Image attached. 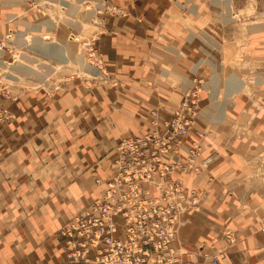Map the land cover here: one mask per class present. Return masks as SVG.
<instances>
[{
	"label": "rangeland",
	"instance_id": "rangeland-1",
	"mask_svg": "<svg viewBox=\"0 0 264 264\" xmlns=\"http://www.w3.org/2000/svg\"><path fill=\"white\" fill-rule=\"evenodd\" d=\"M179 1L0 0V108L7 115L0 131L6 133L8 129L15 132L22 130V133L26 132L31 139H38L36 144L41 150H53L59 145L61 149L69 146L72 134L73 155L76 149L84 150L83 154H80L83 162L73 163V166L81 169L87 167L91 160L85 148L91 144L89 138L92 137L95 146L101 147L104 143L106 145L104 154L102 153L101 158L95 162L98 168L111 161L112 156L106 153L124 138L118 131L123 130L122 119L131 121L127 134L135 135L134 119L147 114L152 125L145 133L156 130L162 133L166 131L164 123L161 121L162 127H156V119L170 120L177 117L179 108L187 99H191L182 97L180 104L168 112L161 107L150 110L146 100L153 98L157 100V105H161L171 99L173 92L162 85L168 82L166 77L161 76L163 66L168 67L165 56L176 55L168 50L172 47H179L182 51V47L176 46V43L185 39L188 30L197 34L205 30L221 45L215 47L211 41L195 38L188 43L189 49L185 48L184 53H198L201 57L203 53L200 50L204 48L215 56L221 65L227 63L228 72L243 68L256 70L264 65L260 58L264 50V0ZM156 7L157 12L154 9ZM193 7H196L194 14ZM226 7L231 8V19H225V13L228 11ZM67 8H71V18L67 15ZM67 18L70 19L67 21L71 26L66 23ZM50 19L56 23L53 31L31 29L32 26ZM24 22L29 24L24 27ZM121 22L127 26L122 42L127 48L129 68H120L119 71L114 66L116 62H112L113 58L105 53L110 51L113 56L118 53L119 40L116 38L120 36L118 31ZM20 29L26 30L24 43L17 40V32ZM38 37L63 46L67 49V56L58 58L41 52L39 48L31 45L33 39ZM184 53H178V60ZM249 54H258L255 59L257 62H248ZM234 55L242 58L234 60ZM200 57L195 56L194 62L197 63ZM135 59L138 61L136 64ZM16 64L29 66L33 72L27 75L12 71ZM87 67L91 69L87 70ZM206 70L208 77L209 69ZM11 74L16 75L17 79L11 80V77L7 76ZM192 75L196 79L194 74ZM222 76L226 77L224 73ZM180 84L173 89L180 91ZM152 91L156 93L155 96ZM206 93L208 92H204L202 96ZM223 97L222 93L218 101ZM195 100L197 98L192 97V101ZM175 111L177 112L174 113ZM162 112L164 114H161ZM186 113L187 117H192L189 110H186ZM68 117H72L73 126L69 125ZM192 130L193 127L190 131ZM12 142L13 140L10 143ZM30 156L34 158L32 152ZM29 175L32 179L33 175ZM52 176L54 177V172ZM76 176L78 177L73 174V181ZM107 177L108 175L99 176V179L104 181ZM95 186L97 194L94 198L100 195L98 188H101L97 181ZM85 207L80 208L81 210L74 213L68 221ZM263 219L264 216L259 222V233ZM18 224L19 222L16 223ZM64 226L60 227L57 236L65 255V264H77L68 259L65 240L61 235ZM230 231L227 230L225 247L212 250L214 248L210 245L205 254L218 255L223 261L230 249L228 247L235 243ZM260 235L263 237L261 233Z\"/></svg>",
	"mask_w": 264,
	"mask_h": 264
},
{
	"label": "crops",
	"instance_id": "crops-1",
	"mask_svg": "<svg viewBox=\"0 0 264 264\" xmlns=\"http://www.w3.org/2000/svg\"><path fill=\"white\" fill-rule=\"evenodd\" d=\"M179 2L182 3L181 0ZM71 8L66 11L69 18L72 17L69 13ZM154 9L157 12V7ZM192 9L194 14L196 7ZM227 9L225 19H231V8L226 7ZM69 18L65 21L71 26L67 21ZM27 24L29 23L24 22V27ZM119 26L122 32L118 31L120 36L116 38L119 40L118 53L113 56L107 51L105 54L113 58L112 62H116L114 66L120 71V68H129V58L122 42L127 26L122 22ZM55 27L56 23L50 19L31 29L53 31ZM17 34V40L24 43L26 30L20 29ZM195 38L211 41L215 47L221 45L205 30L200 34L188 30L185 39H181L185 44L176 43V46L182 47V51L179 47L166 48L177 55L165 56L168 67L163 66L161 75L168 81L162 84L163 87L173 92L171 99L166 104L157 105V100L146 98L150 110L161 107L167 112L174 110L186 94L197 98L195 103L198 117L193 130L185 134L177 153H172L169 160L176 162L184 159L185 147L191 148L195 143L201 144L203 158L211 159L208 168L204 170L206 173L203 171L199 177L185 174L184 182L199 190L200 200L196 209L189 210L182 217L183 224L177 244L186 253L188 261L210 264L209 258L214 255L205 254L207 249L210 245L214 248L212 250L225 247L227 230L230 229L235 243L228 247L230 249L222 263L264 264V240L258 231L260 219L264 216V65L256 70L243 68L228 72L227 63L221 65L204 48H198L203 53L201 57L198 53H184L185 48L189 49L188 43ZM34 39L36 44H53L41 37ZM65 51L67 56V49ZM180 52L184 54L178 60ZM257 55L249 54L247 61L253 64ZM195 56L200 57L197 63L194 62ZM238 58L242 57L233 56L234 60H239ZM260 58L264 64V50ZM136 62L138 61L135 59V64ZM18 65L12 71H20L16 69ZM206 68L209 69L208 77ZM20 72L29 75L33 70ZM223 73L226 77L222 76ZM7 76L11 80L17 79L14 74ZM177 84L181 85L180 91L173 89ZM204 92H208L209 96L208 93L202 96ZM153 93L155 96L156 93ZM222 93L224 97L218 101ZM68 119L69 125L73 126L72 117ZM166 120L157 119L156 127H162L161 121L164 123ZM122 122L123 130L118 131L124 138L147 134L145 132L152 125L148 115L142 114L141 118L134 119L135 135H130L127 134V129L131 121L122 119ZM36 141L38 139H31L22 130L15 132L8 129L6 133L0 131V264H65L58 230L69 222L74 213L90 205L97 194L96 179L112 175L116 147L106 153L112 156L111 163L104 164L103 159L102 167L96 168L95 162L104 154L106 145L104 143L97 147L93 138H89L91 144L85 150L91 160L87 167L81 169L73 166V163L83 162L80 154L84 150L76 149L73 155L72 134L69 146L62 149L59 145L53 150H41ZM31 152L34 158H31ZM29 174L33 175L32 179ZM73 174L78 175L75 181ZM98 189L101 193V188Z\"/></svg>",
	"mask_w": 264,
	"mask_h": 264
},
{
	"label": "built area",
	"instance_id": "built-area-1",
	"mask_svg": "<svg viewBox=\"0 0 264 264\" xmlns=\"http://www.w3.org/2000/svg\"><path fill=\"white\" fill-rule=\"evenodd\" d=\"M187 101L177 117L165 122V132L156 130L119 141L112 175L96 180L100 195L61 231L71 262L194 264L177 244L182 217L199 206V190L186 186L184 177L189 172L199 177L211 159H204L201 144L195 143L192 149L185 147L184 159L169 160L190 123L186 110L196 115ZM6 118L0 108V126ZM197 161L200 166L194 167ZM260 233L264 237V219ZM210 264H222L220 257L214 255Z\"/></svg>",
	"mask_w": 264,
	"mask_h": 264
},
{
	"label": "bare ground",
	"instance_id": "bare-ground-1",
	"mask_svg": "<svg viewBox=\"0 0 264 264\" xmlns=\"http://www.w3.org/2000/svg\"><path fill=\"white\" fill-rule=\"evenodd\" d=\"M35 44V45H34ZM31 45H33V46H36L37 48H39L43 53H45V54H51V55H53L54 57H58V58H64V57H66V51H65V49H63L61 46H58V45H56V44H45V45H42L41 43H34V42H32V44ZM216 67V66H215ZM16 69H20V71H25L26 73H27V71H29V70H32L30 67H28V66H20V65H18L17 66V68ZM91 69V68H90ZM89 68H87V70H90ZM185 97H190L191 99L189 100V101H187V103H189L190 104V106H191V108L192 107H194V110H195V112H197L196 113V115H194V117H191L190 118V123H189V125H188V127H187V131H186V133H188L191 129H192V127H194V123H195V121H196V119H197V117H198V111H197V105H196V103H195V101H192V95H190V94H186L185 95ZM195 99V98H194ZM188 100V99H187ZM177 111H175L174 113H176ZM193 113H194V111H193ZM158 119V118H157ZM156 119V120H157ZM167 120H169V119H167ZM166 120V121H167ZM166 121H164V127L166 128V125H165V122ZM185 133V134H186ZM179 146H180V144L179 145H177L176 147H175V149L176 150H178V148H179ZM194 146V145H193ZM190 149H192V147L190 148ZM173 153H175V152H173ZM207 159V158H206ZM197 160H200V159H197ZM197 166H200V161H197L196 163H195V165H194V167H197ZM209 166V165H208ZM208 166H207V168H208ZM206 168V169H207ZM186 174V173H185ZM201 174V173H200ZM187 175H190L191 177H197V175H194L193 173H191V172H189ZM196 179V178H195ZM187 180V179H186ZM188 181V180H187ZM185 183V182H184ZM187 183V182H186ZM185 183V185L186 186H188L187 184ZM196 188V187H195ZM197 189V188H196ZM197 200H198V203H199V200H200V192H199V194H197ZM65 247H66V243H65ZM211 259V258H210ZM222 262V261H221ZM209 263H210V261H209ZM223 264V263H222Z\"/></svg>",
	"mask_w": 264,
	"mask_h": 264
}]
</instances>
